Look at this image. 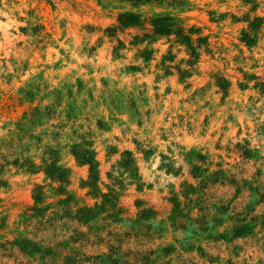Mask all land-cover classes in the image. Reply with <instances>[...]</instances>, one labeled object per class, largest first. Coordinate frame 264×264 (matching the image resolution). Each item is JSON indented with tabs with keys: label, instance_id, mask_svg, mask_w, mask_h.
<instances>
[{
	"label": "rangeland",
	"instance_id": "374dc122",
	"mask_svg": "<svg viewBox=\"0 0 264 264\" xmlns=\"http://www.w3.org/2000/svg\"><path fill=\"white\" fill-rule=\"evenodd\" d=\"M0 264H264V0H0Z\"/></svg>",
	"mask_w": 264,
	"mask_h": 264
}]
</instances>
